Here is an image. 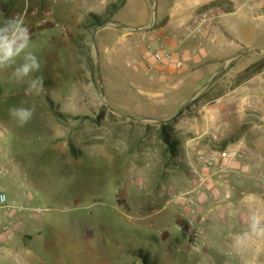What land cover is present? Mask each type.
I'll use <instances>...</instances> for the list:
<instances>
[{"label":"rangeland","instance_id":"rangeland-1","mask_svg":"<svg viewBox=\"0 0 264 264\" xmlns=\"http://www.w3.org/2000/svg\"><path fill=\"white\" fill-rule=\"evenodd\" d=\"M124 1L0 0V26L20 17L25 6L37 12L24 22L28 51L41 65L22 79L12 73L23 54L11 67L0 68V191L25 209L20 223L0 239L37 240L26 242L27 257L21 255L18 263L3 250L0 264H264V237L234 246V237L250 230L253 215L264 224V120L256 96L263 88L264 54L249 51L227 63L197 94L210 81H198L199 74L183 77L182 84L167 81L155 103L150 98L156 80L144 76L138 54L146 42L101 27L117 15L150 24L151 15L158 18L170 0H130L122 11L109 10ZM237 1L242 8L226 17L232 28L229 49L244 51L247 41L262 47L264 0ZM225 2L211 6L220 12ZM42 12L49 19L37 27ZM215 31L223 32L219 24ZM211 47L204 42L199 59L228 56L208 52ZM132 54L136 59L122 61ZM237 63L249 67L236 76ZM37 76L43 77L42 89L30 86ZM253 77L247 101L245 82ZM187 92L176 106L173 100ZM192 95L174 120L159 122ZM14 106L34 108L32 119L21 126L9 115ZM161 124L175 142V155L161 138ZM198 154L213 157L215 165L204 168ZM221 154L227 156L225 175L218 172ZM222 180L228 182L219 197ZM23 187L27 199L18 192ZM6 219L1 213L0 224ZM13 247L21 254L22 244Z\"/></svg>","mask_w":264,"mask_h":264},{"label":"crops","instance_id":"crops-1","mask_svg":"<svg viewBox=\"0 0 264 264\" xmlns=\"http://www.w3.org/2000/svg\"><path fill=\"white\" fill-rule=\"evenodd\" d=\"M218 0H170L164 9V11L159 15L158 18L153 19V25L151 30L147 32H131L129 29H143L147 28L150 24L143 19H133V20H127L123 21L122 18L118 17L115 19H112V26L111 28L105 27L103 30H110L114 33H122L124 34H134L139 35L140 39L146 42V45L138 48V54H140L142 65L141 70L143 71L144 76H146L150 80H156L153 84L154 86V93L153 96L150 98V101H153L157 103L160 101V93L164 92L163 85H166L167 81H171V84H182V78L187 77L190 74H199L196 78L198 81L204 80L205 82L209 81L212 76L217 73L220 68L223 67V70H225L226 64L233 61H237L236 59L239 57H244L249 53V51L256 52L258 54H264V45L260 48L254 47V44L252 41L246 42V48L244 51H240V49H229L231 42H228L227 37H231L232 35V28L230 27V22L226 20L227 16H230L232 14H235L236 11L239 8H242L243 4L239 3L237 0H225L226 2L224 5H222L220 12H217L216 9L212 8V4ZM250 1V3H253L254 0H247ZM130 0H125L123 2V6L118 10L122 11L126 8V6L129 4ZM145 9V8H144ZM208 9L214 10L215 19L212 20L211 23H209L205 28V33L199 39L198 41H186L182 44H179V40L182 39L185 35V31L189 27H193L195 25L196 19L199 16V14L203 13L204 11ZM145 12V10H144ZM152 17V15H151ZM220 25L221 30L223 32L219 33L215 31V27L217 25ZM120 27V28H116ZM237 32V31H236ZM99 35V33L97 34ZM198 42H200V46L198 45ZM204 42H206L208 45L212 46L208 49V52H214L218 51L219 53H227V57H223V55H216L214 59L207 60V59H199V53L201 49L204 46ZM150 46L154 49H157L160 46H163L167 49L174 50L176 58H179L182 62L181 68H175L173 65H154L150 71H146L145 65L149 61L147 58L146 53V46ZM135 47V49H136ZM196 49V53H192L191 51ZM260 49V51L255 50ZM137 50V49H136ZM119 56V55H118ZM136 59L134 57V54L132 55H125L123 56V60L121 59V56L117 58L116 65L120 63V61L124 60H134ZM148 60V61H147ZM121 61V62H122ZM221 61H224V63L221 65ZM202 63V64H201ZM236 63V62H233ZM249 67V64H243V63H237L235 64L233 68L234 75H238L243 71L244 69H247ZM222 70V71H223ZM132 75V73H129ZM178 79V81L173 82V79ZM255 77L248 79L245 82V86L247 89V95L245 100H249L251 97L249 95V89L250 87L254 86L255 84ZM262 83V91L259 93L260 95L257 96V100L261 101L259 109V115L261 116V119L264 120V78L261 79ZM172 85V86H173ZM174 87V86H173ZM172 87V88H173ZM171 88V89H172ZM253 89V88H252ZM201 90V89H200ZM198 90L195 94L199 93ZM202 91V90H201ZM200 91V92H201ZM255 94H258V91L255 90ZM189 93L187 92L185 95L181 96L178 100H173L176 106L180 104L182 100H186V98L189 97ZM194 94V95H195ZM253 94V93H252ZM192 95L191 97H193ZM237 93L231 92L230 97L234 98L236 97ZM254 96V95H253ZM190 97V98H191ZM238 99V98H236ZM178 102V103H177ZM184 102V101H183ZM175 106V107H176ZM173 109V108H172ZM171 109V110H172ZM241 112V110L239 111ZM153 114V115H152ZM155 113H150V117H154ZM168 114L165 113L163 116H166ZM147 113H136V116L139 117H149ZM162 116V115H161ZM264 126V124H263ZM262 131H264V128H262ZM226 182L228 180H222L218 184L220 185L216 191L218 192L219 197H223V192L225 190L224 187H226ZM21 195V197L24 199H27V194L24 196L22 191H18ZM5 193V192H4ZM6 194V193H5ZM7 195V194H6ZM9 202L14 201V198H10L8 195ZM245 204H241V206L244 207ZM245 207L250 208V206L246 205ZM3 214L4 217L7 219L0 224V229L7 225L9 221H13V225L11 228L14 227L16 223H20V219L23 214L17 211H11V210H0V214ZM20 214V215H19ZM10 229L7 230V232L0 234V236H3L4 234L10 232ZM34 243V241H37L36 238H31L29 236L24 235L23 237H3V239H0V253L5 250L6 256L11 253V256H8V259H10L14 263L20 262V259H23L25 256L24 254H28V249L26 248V242ZM16 244H22V248L20 250L21 254H15L14 251L16 249L13 247ZM5 245V246H4ZM26 250V251H24ZM24 253V254H22ZM23 257H22V256ZM11 257V258H10ZM22 257V258H21ZM27 257V256H25Z\"/></svg>","mask_w":264,"mask_h":264},{"label":"clouds","instance_id":"clouds-1","mask_svg":"<svg viewBox=\"0 0 264 264\" xmlns=\"http://www.w3.org/2000/svg\"><path fill=\"white\" fill-rule=\"evenodd\" d=\"M30 46V31L25 25L24 18H11L5 20L0 26V68H8L15 64L16 59L23 54V62L14 68L12 76L22 79L33 72L40 70V62L36 55L28 51ZM34 89L43 88V77L37 76L30 81ZM34 108L12 107L9 115L18 120L21 126L27 124L34 115ZM249 231L234 237V246L239 248L252 236L264 237V224L261 218L253 215L249 224Z\"/></svg>","mask_w":264,"mask_h":264},{"label":"built area","instance_id":"built-area-1","mask_svg":"<svg viewBox=\"0 0 264 264\" xmlns=\"http://www.w3.org/2000/svg\"><path fill=\"white\" fill-rule=\"evenodd\" d=\"M27 14H30L33 17L37 16L36 11H29L28 6H25L21 16L24 18ZM20 16V17H21ZM48 13L42 12L39 13L37 20H36V26L42 27L48 22ZM215 19L214 10L208 9L204 11L203 13L199 14V16L196 19L195 25L193 27H189L185 31V35L182 39L179 40V44H182L186 41H198L201 39V37L204 35V31L206 26L212 22V20ZM198 45L200 46V42H198ZM147 58L149 61L145 65L146 71H150L151 68L154 65H173L175 68H181L182 62L179 58H176L174 50L167 49L163 46L158 47L157 49H154L150 46L147 47ZM192 53H196V49L191 51ZM235 155L236 153H232ZM238 157H241L240 154H237ZM221 162L218 164V172L221 175L227 174L226 170V162H227V156L224 154L220 155ZM197 161L203 166L204 168H210L215 165V160L211 156H206L204 154H198ZM197 169H192V174H197ZM23 192L24 196H26L27 192L26 189L20 188ZM0 210H11L12 212L15 210L17 212L22 213L25 209L18 207L16 205L15 201L9 202L7 195L0 191ZM35 213H38V210L34 211ZM13 225V221H9L6 226L0 229V234L7 232L8 229H10Z\"/></svg>","mask_w":264,"mask_h":264},{"label":"water","instance_id":"water-1","mask_svg":"<svg viewBox=\"0 0 264 264\" xmlns=\"http://www.w3.org/2000/svg\"><path fill=\"white\" fill-rule=\"evenodd\" d=\"M152 25H153V15H152V17H151V23H150V25L147 27V28H143V29H129L131 32H147V31H149V30H151V28H152ZM109 27H113L112 26V24H110V25H108ZM103 28H105V26L104 27H101V29H103ZM116 28H120V27H116ZM97 32H98V30L93 34V38H94V36H95V34H97ZM92 38V41L94 40ZM97 69V77H98V80H100V76H99V71H98V68H96ZM222 70H223V67L222 68H220V70L217 72V73H215L213 76H212V78L210 79V81L207 83V84H205L202 88H201V90H203V89H205L210 83H212L218 76H219V74L222 72ZM200 90V91H201ZM199 91V92H200ZM193 97H191V98H189L182 106H181V108L178 110V111H176L172 116H170L169 118H167L166 120H162V121H159L160 123H167V122H170V121H172V120H174L183 110H185V108L188 106V104L190 103V101H191V99H192ZM112 112H114V113H116L117 115H119L120 117H123V118H126V119H131V120H138L137 118H131V117H127V116H123V115H121V114H119V113H117V112H115L114 110H112V109H110Z\"/></svg>","mask_w":264,"mask_h":264},{"label":"trees","instance_id":"trees-1","mask_svg":"<svg viewBox=\"0 0 264 264\" xmlns=\"http://www.w3.org/2000/svg\"><path fill=\"white\" fill-rule=\"evenodd\" d=\"M123 6V4L121 5H115V4H112L109 6V10H112L113 13H115L116 11H118L121 7ZM95 20H101V18H98L97 16H93ZM110 20L108 21H105V23L109 22ZM102 25V23L99 21L97 22V26L100 27ZM166 125L164 124H161L160 125V133H161V138L163 140V142L166 144L167 148H168V151L172 154L175 155L176 153V145H175V142L171 141L169 139V136L167 133H165V130H166Z\"/></svg>","mask_w":264,"mask_h":264}]
</instances>
